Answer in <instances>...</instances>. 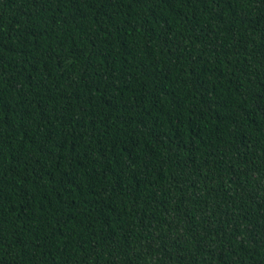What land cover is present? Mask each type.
Masks as SVG:
<instances>
[{
  "label": "trees",
  "instance_id": "16d2710c",
  "mask_svg": "<svg viewBox=\"0 0 264 264\" xmlns=\"http://www.w3.org/2000/svg\"><path fill=\"white\" fill-rule=\"evenodd\" d=\"M0 264H264V0H0Z\"/></svg>",
  "mask_w": 264,
  "mask_h": 264
}]
</instances>
